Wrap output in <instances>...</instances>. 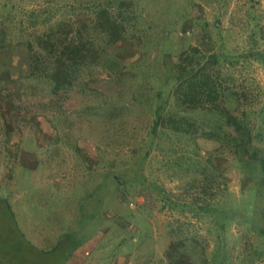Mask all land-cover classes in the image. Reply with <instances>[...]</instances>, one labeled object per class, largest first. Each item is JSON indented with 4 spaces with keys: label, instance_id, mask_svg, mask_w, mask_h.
Here are the masks:
<instances>
[{
    "label": "rangeland",
    "instance_id": "rangeland-1",
    "mask_svg": "<svg viewBox=\"0 0 264 264\" xmlns=\"http://www.w3.org/2000/svg\"><path fill=\"white\" fill-rule=\"evenodd\" d=\"M79 30L70 81L30 73L29 42ZM202 66L223 95L185 103ZM262 160L264 0H0V264H264Z\"/></svg>",
    "mask_w": 264,
    "mask_h": 264
},
{
    "label": "trees",
    "instance_id": "trees-1",
    "mask_svg": "<svg viewBox=\"0 0 264 264\" xmlns=\"http://www.w3.org/2000/svg\"><path fill=\"white\" fill-rule=\"evenodd\" d=\"M99 6L100 8L97 9L94 14V20L97 25L94 30L101 36L105 44L114 43L122 36V24L107 7ZM77 34V37H68V33L62 36L59 34H46L44 37L40 35L37 37L40 41L39 44H36L38 48L37 51L34 50L35 45L29 42L30 73L35 74L37 71H42L41 69L44 70L45 68L42 66L43 62L45 63L46 61V64H48L47 68L50 67L51 69L48 75L56 85L69 80L73 71L85 64L92 53L95 55L97 54V50L93 46V38H91V36H86V38L81 30H79ZM193 49L196 50L197 48ZM188 63L189 56L185 55L179 63V68L185 70L189 65ZM47 68L44 71L48 73L49 71ZM202 69L204 71L203 77H200L198 80L189 78L185 86L180 85L181 87H185V91L182 92L184 96L182 101H185V103H192V105H194V98L197 97L212 103V101H215L220 95H223L222 91H220L218 78L210 72H207L203 66ZM210 108L213 110L217 109L215 106H210ZM227 118L229 121H234V116L232 115H228ZM262 164L264 168V160H262ZM7 209L9 210V208ZM68 255L69 254H67V256Z\"/></svg>",
    "mask_w": 264,
    "mask_h": 264
},
{
    "label": "crops",
    "instance_id": "crops-1",
    "mask_svg": "<svg viewBox=\"0 0 264 264\" xmlns=\"http://www.w3.org/2000/svg\"><path fill=\"white\" fill-rule=\"evenodd\" d=\"M33 235H35V234L33 233ZM44 237H46V239H47L48 236H44ZM36 238L37 237H35L34 239H36ZM46 239H44V240L39 239L38 246H40L41 248H44L43 245L46 244V242H45ZM41 241L43 243H41ZM91 251H92L91 249H89L88 247H85V246H81V245L72 246V248L70 249L68 258L65 260L64 264H93L92 262H88V258L91 255ZM94 264H97V263H94Z\"/></svg>",
    "mask_w": 264,
    "mask_h": 264
}]
</instances>
